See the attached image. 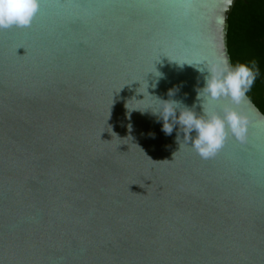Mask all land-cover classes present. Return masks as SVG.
Masks as SVG:
<instances>
[{
	"label": "water",
	"instance_id": "1",
	"mask_svg": "<svg viewBox=\"0 0 264 264\" xmlns=\"http://www.w3.org/2000/svg\"><path fill=\"white\" fill-rule=\"evenodd\" d=\"M234 2L39 0L0 30V264H264V115L197 99ZM156 98L231 106L245 139L202 159Z\"/></svg>",
	"mask_w": 264,
	"mask_h": 264
},
{
	"label": "clouds",
	"instance_id": "2",
	"mask_svg": "<svg viewBox=\"0 0 264 264\" xmlns=\"http://www.w3.org/2000/svg\"><path fill=\"white\" fill-rule=\"evenodd\" d=\"M38 7L39 0H0V30L29 26ZM206 69L209 75L205 77L204 87L197 90L198 100L203 97L212 100L226 98L232 104H239L256 77L253 69L244 64L232 66L227 58H221ZM156 100L160 102L159 109L152 112L162 121L163 132L171 135L174 125H179L183 143L202 159L215 157L229 135L240 141L245 139L247 120L231 106L226 105L217 113L208 111L202 104V114H197L195 104L189 108L180 101ZM180 132L176 136L178 142L181 140Z\"/></svg>",
	"mask_w": 264,
	"mask_h": 264
},
{
	"label": "trees",
	"instance_id": "3",
	"mask_svg": "<svg viewBox=\"0 0 264 264\" xmlns=\"http://www.w3.org/2000/svg\"><path fill=\"white\" fill-rule=\"evenodd\" d=\"M235 0L227 15L226 49L230 65L244 64L256 74L248 99L264 115V54L251 39L264 30V0Z\"/></svg>",
	"mask_w": 264,
	"mask_h": 264
}]
</instances>
